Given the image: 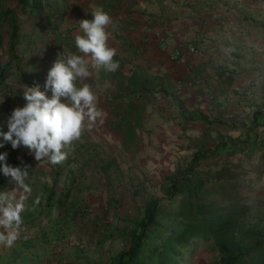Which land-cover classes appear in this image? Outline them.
I'll use <instances>...</instances> for the list:
<instances>
[{"label":"rangeland","instance_id":"obj_1","mask_svg":"<svg viewBox=\"0 0 264 264\" xmlns=\"http://www.w3.org/2000/svg\"><path fill=\"white\" fill-rule=\"evenodd\" d=\"M90 1L40 0L36 4L29 0L22 5L16 0H0V67L7 65L5 74L8 75L0 85V106L8 110L1 126L3 131L8 130L7 121L12 111L25 105L24 84L39 85L41 91H45L48 72L58 54L63 48L73 52L63 43L55 44L49 38L57 34L65 39L71 30L68 15L75 9L84 11ZM96 1L102 5L100 0ZM237 3L238 7L234 2L231 5L235 7L238 23L246 26L245 35L253 42L257 38L264 42V0H238ZM12 23L17 34L12 51L14 57L10 59ZM242 54L250 55L247 46ZM255 55H264L263 49L257 50ZM85 83L92 88L89 79L78 81L77 86ZM47 95L50 98L51 92ZM121 98L118 91L105 90L100 96L103 101L99 103L106 109L113 108L114 104L117 108L118 103L126 104ZM102 113V125L87 129L61 165L46 162L38 165L24 147L14 150L6 144L0 148L8 153L10 166L29 167L27 182L33 189L22 214L23 230L11 248L0 247V264H111L128 248L132 235L138 234L139 223L145 218L149 205L166 197L170 181L193 152L212 148L217 143L212 137L206 136L203 141L183 135L181 128L177 130L178 136H168V122L164 120L156 123V128H147L143 123L136 126L125 111ZM165 113L168 110L163 111ZM206 121L219 133L217 120ZM233 121L239 123L241 120ZM234 122L227 124L235 126ZM224 129L229 130V127ZM243 156L238 152L230 161L227 159L219 164L207 159L200 168L214 170L219 165L229 169L234 163H245L247 160ZM245 170L250 171L247 167L239 171L246 174ZM233 184L214 183L203 193L216 205L241 197V202L248 205L242 225L261 236L264 232V193L244 199L247 197L241 182L239 194L230 197ZM41 193V203L34 205L35 197ZM212 246L211 241L189 242L178 264H214L217 252Z\"/></svg>","mask_w":264,"mask_h":264},{"label":"crops","instance_id":"obj_2","mask_svg":"<svg viewBox=\"0 0 264 264\" xmlns=\"http://www.w3.org/2000/svg\"><path fill=\"white\" fill-rule=\"evenodd\" d=\"M100 2L102 5L91 0L84 11L75 9L68 15L71 30L65 39L57 34L49 38L76 53L75 36L83 34L78 22L92 19L91 13L98 8L111 16L113 23L108 30V44L116 50L114 59L120 67L115 73L96 71L89 78L99 110L125 111L136 126L143 123L147 128H156V123L164 120V123L168 122V136H178L177 130L181 128L183 135L203 141L206 136L212 137L216 142L237 140L256 122L254 131L262 143L264 55L259 57L255 53L260 49L264 51V42H261L262 38L253 42L245 35L246 26L238 23L234 10L238 0ZM231 2H234V9ZM37 37L42 41L40 35ZM191 46L195 48L194 52L190 51ZM245 46L250 52L248 56L242 54ZM110 89L118 91L126 104L118 103L119 108H114L115 104L113 108H103L99 101L104 98L101 100L100 96L102 91ZM167 110L164 115L163 111ZM237 118L241 120L239 123L233 121ZM206 120H217L219 133L212 130ZM231 122L236 125H228ZM97 125H102L99 120ZM227 127L229 130L224 129ZM233 155L238 152L229 155V161ZM243 157L247 160L245 163H234L229 168L238 172L236 179L208 182L200 197L214 201L203 193L214 183L233 182L230 197L239 194L241 182L247 197L244 199L264 193V146L254 155ZM243 167L250 171L245 170L246 174H242L239 170ZM7 186L4 191L13 188L9 179ZM238 199L234 201L243 200Z\"/></svg>","mask_w":264,"mask_h":264},{"label":"clouds","instance_id":"obj_3","mask_svg":"<svg viewBox=\"0 0 264 264\" xmlns=\"http://www.w3.org/2000/svg\"><path fill=\"white\" fill-rule=\"evenodd\" d=\"M92 19L78 22L81 34L75 36L76 53L63 48L49 70L45 91L39 85L24 84L23 107L12 111L7 121V132L0 129V148L6 144L19 149L26 148L38 165L53 166L66 161L74 146L87 129L97 121L103 123V113L97 107V96L85 83L96 71L115 73L120 65L114 59L116 50L109 47V27L113 20L103 9H96ZM51 92V97L47 95ZM8 153L0 154L5 177L10 178L13 188L0 192V247L11 248L18 240L24 225L23 213L33 189L27 182L28 166L13 167L7 163ZM43 193L36 196L34 205L41 203Z\"/></svg>","mask_w":264,"mask_h":264},{"label":"trees","instance_id":"obj_4","mask_svg":"<svg viewBox=\"0 0 264 264\" xmlns=\"http://www.w3.org/2000/svg\"><path fill=\"white\" fill-rule=\"evenodd\" d=\"M26 5L29 0H16ZM36 4L40 0H33ZM10 59L16 26L11 25ZM7 65L0 67V85L8 76ZM8 110L0 106V129ZM253 122L237 140L223 139L214 147L193 152L186 165L170 181L166 197L155 200L147 208L145 218L139 223L138 234L132 235L128 248L111 264H178L183 251L192 241L212 242L217 252L214 264H264V232L260 234L246 229L241 220L248 205L241 201L216 205L200 197L208 182L236 179L239 174L228 168L201 169L207 159L226 161L229 155L241 152L254 155L263 144L258 139ZM0 154H4L0 150ZM18 165L19 162L15 161ZM3 162H0L2 169ZM8 184V177L0 171V192ZM53 195V194H52ZM61 200V198H60Z\"/></svg>","mask_w":264,"mask_h":264},{"label":"built area","instance_id":"obj_5","mask_svg":"<svg viewBox=\"0 0 264 264\" xmlns=\"http://www.w3.org/2000/svg\"><path fill=\"white\" fill-rule=\"evenodd\" d=\"M190 51H193L194 52L195 51V48L193 46H191ZM262 144L264 146V139L262 140Z\"/></svg>","mask_w":264,"mask_h":264}]
</instances>
